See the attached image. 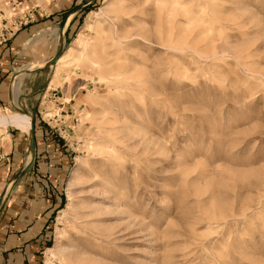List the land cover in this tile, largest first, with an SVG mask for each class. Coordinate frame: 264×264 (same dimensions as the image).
I'll return each instance as SVG.
<instances>
[{
	"label": "rangeland",
	"instance_id": "rangeland-1",
	"mask_svg": "<svg viewBox=\"0 0 264 264\" xmlns=\"http://www.w3.org/2000/svg\"><path fill=\"white\" fill-rule=\"evenodd\" d=\"M25 1L10 90L40 68L0 116L34 117L29 83L61 147L44 264H264V0H94L65 33Z\"/></svg>",
	"mask_w": 264,
	"mask_h": 264
},
{
	"label": "crops",
	"instance_id": "crops-1",
	"mask_svg": "<svg viewBox=\"0 0 264 264\" xmlns=\"http://www.w3.org/2000/svg\"><path fill=\"white\" fill-rule=\"evenodd\" d=\"M93 1L79 6L80 0H53L48 8L53 9L52 12L58 15L52 17L54 22L63 19L61 30L64 28L65 33L70 20L92 6ZM18 2L26 1L13 0L7 11L3 12V20L9 22L18 15L17 9L12 7V3ZM71 4L76 9L69 13L70 15L62 17V13ZM71 15L73 16L68 22ZM43 16L45 15L42 12H37L32 24L22 27L14 37L0 45V109L12 108L11 77L18 64L25 60L26 35L35 26L47 22L43 20ZM59 34L61 35L62 31ZM27 67L29 65L21 69ZM22 76H19L16 79L17 84H14L16 97L18 96L16 86L19 87L18 79ZM24 84L23 97L26 98L27 104L31 105L35 117L31 116L34 125V153L29 155L26 161L28 141L26 133L7 126L4 133L0 134V264H44L51 218L63 206L58 173L61 163L64 164L61 162V147L53 140V131L37 130L34 119H37L36 113L39 112L40 106L38 110L34 108L35 104L28 102L37 98L28 93L29 83ZM73 97L71 96L72 100ZM27 164L28 170L15 179L20 169Z\"/></svg>",
	"mask_w": 264,
	"mask_h": 264
},
{
	"label": "built area",
	"instance_id": "built-area-1",
	"mask_svg": "<svg viewBox=\"0 0 264 264\" xmlns=\"http://www.w3.org/2000/svg\"><path fill=\"white\" fill-rule=\"evenodd\" d=\"M12 7L17 9L18 15L9 22L6 19L3 20L2 16L4 13L0 12V45L14 37L22 27L32 24L35 20L37 11L34 6L18 2L13 3Z\"/></svg>",
	"mask_w": 264,
	"mask_h": 264
},
{
	"label": "bare ground",
	"instance_id": "bare-ground-1",
	"mask_svg": "<svg viewBox=\"0 0 264 264\" xmlns=\"http://www.w3.org/2000/svg\"><path fill=\"white\" fill-rule=\"evenodd\" d=\"M61 35L59 34V37L58 39H60ZM66 56H68L71 51L70 49L66 50ZM62 56V54L58 57V59L56 60V62L54 63V65H58L61 63V60L62 58L60 59V57ZM53 65V67H54ZM52 67V69H53ZM37 68H40V66H34V65H29V67L25 68V69H20L19 71H17V75L16 77L13 79V82L11 83V94H12V102L13 103H16L17 100H18V96L16 97L15 96V93H14V84L16 82V79L19 77V76H22V75H25V74H28L31 70H34V69H37ZM14 96L16 98H14ZM16 114L22 116L25 120H22V119H19V118H16L14 115L12 114H6V115H3V116H0V128L1 129H4L5 127L7 126H10V127H13V128H16L17 130L21 131V132H24L26 134H28L29 132V127H30V116L29 114L25 113V114H20V113H17ZM28 157L29 155L26 156V161L28 160Z\"/></svg>",
	"mask_w": 264,
	"mask_h": 264
},
{
	"label": "water",
	"instance_id": "water-1",
	"mask_svg": "<svg viewBox=\"0 0 264 264\" xmlns=\"http://www.w3.org/2000/svg\"><path fill=\"white\" fill-rule=\"evenodd\" d=\"M57 59H58V56L56 54L50 63L51 64L55 63ZM17 113L27 114V112H24V111H19ZM27 136H28V141H27L26 152H27V155H33L34 153V125H33V118L31 116H30V127H29V132ZM28 167H29V164L23 166V168H21L20 171L17 173L15 179L23 175L28 170ZM0 211H1V205H0Z\"/></svg>",
	"mask_w": 264,
	"mask_h": 264
}]
</instances>
